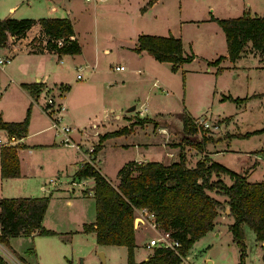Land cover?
I'll use <instances>...</instances> for the list:
<instances>
[{"label":"rangeland","instance_id":"rangeland-1","mask_svg":"<svg viewBox=\"0 0 264 264\" xmlns=\"http://www.w3.org/2000/svg\"><path fill=\"white\" fill-rule=\"evenodd\" d=\"M10 1L18 4L13 11L16 15L21 13L36 14L40 8L37 0H32L34 3L31 5L28 4L27 0H0V15H4V9L8 8ZM184 1L186 0H159L144 17L140 15L141 9L147 4L148 0L71 1L72 3L69 6L70 17L80 45V54H62L60 56L45 54L38 57H26V59H23L21 51L8 54L9 61L0 66L1 82H3L1 85L7 87L4 92H1L2 87L0 88V93H2L0 104L3 108L10 107L12 109V115L19 117L15 120L24 117L28 104L27 100L13 83V80L9 81L8 77V74H19L18 68L22 61L32 65V67L34 64L40 69L46 70L49 74L48 82L50 84L53 85L62 81L64 92L60 96L66 98L65 90L70 88L77 72L82 74V78L78 80L88 81L86 79L89 78V68L84 66L86 61L95 59V69L109 74H115L116 70L113 68L115 64L124 66L130 63L128 61L131 59L128 58V61H126L122 49L119 46L116 48V45L121 44L126 48L128 44L135 42L136 38L133 33H150L146 31L153 27L151 23L154 16L158 25L155 29L153 27V30L157 31L158 35H167L169 31L177 32L179 31V21L183 22L184 19L193 18L196 19L193 20L196 22L186 23L189 25L182 27L181 40L182 44L184 43L185 53H194L195 51L197 56L195 55L189 62L182 63L181 67H178L179 71H172L164 63L158 62L152 71L165 84L160 83L162 86L159 89H150V98L146 97L147 101L143 103V106L147 107V111L142 116L154 115L153 110H151L153 107L151 103H154L155 97L152 93L157 92L164 105V107L161 106L163 108L161 112L163 116L160 113L162 119L157 122L146 119L140 121L141 124L143 122L151 123L143 128V133L139 131L133 137L119 136L111 138L104 142L99 151L92 152L87 149L85 151L90 152L91 160L95 166L105 174L107 179L115 184L119 167L134 158L145 156L148 160L169 163L177 159L178 152L182 151L186 165H193L195 156L200 153L196 151L201 150L202 147L204 148L206 143L202 142L203 135L212 138L221 136L223 138L228 133H244L259 129L262 126L263 117V103L260 101L264 100V96L261 99L252 98L236 103L228 99L221 102L214 96L211 97L210 93L213 91L214 84L220 85L221 94L230 95L231 97L241 98L253 92H262L264 88V72L262 71L264 57L251 49L250 42H247L241 52L243 54L235 59V63H230L231 61L226 57L218 65H206L208 60L211 61L218 55L225 53V48L220 50L219 43L215 42L211 52L205 50L204 45L199 44L198 36H208L214 33V27L212 24L209 25L208 21L210 11L206 7H198L199 9L193 12L187 6L184 8ZM214 1L216 4L215 12L211 11V13H219L221 18L239 16L243 12H250L251 15H262L264 13V0H242L240 6L235 9L234 6L222 5L219 0ZM121 16L124 17V27L119 24ZM126 24L130 25L126 26ZM215 26L218 25L215 23ZM218 32H221L220 29H218ZM94 39H98L99 42L97 49L93 45ZM215 39L217 41V38ZM191 40H196L195 50L193 48L194 44L189 42ZM14 44L16 45V41H13ZM102 45H108L110 51L108 53L102 52ZM5 47L7 50L5 53H0V57L3 56L2 54L10 52L12 48L10 44ZM253 51L255 56L248 53ZM78 67L81 70H78ZM217 67H221L218 72H216ZM30 70L31 68H28V71ZM217 74L221 75L217 76ZM140 76L138 75L139 79ZM74 89L77 90V87ZM75 90L69 96L76 97L77 93L79 95V92H74ZM125 90L127 91L126 95L132 94L131 87H126ZM136 94L138 99H135L131 104H127V106H122V111L127 112V114L137 113L140 108L139 104L145 96V88L138 90ZM86 100L85 108L95 109L96 103L89 100V97ZM133 104L135 107L128 109ZM183 112L189 116L197 117H192L193 120L202 119L210 126L208 131L199 130L195 136L196 139L194 140L191 137L192 140L188 144L182 141L181 130H178L181 128V115ZM172 133H175V136ZM160 135H163V138ZM0 136H4V132H0ZM144 138H150L151 141L153 138L156 142L146 149H136L132 145V141L135 139L144 142ZM95 139V136L87 138L82 147L90 146L93 148L98 142ZM218 146H224L228 149L224 153L216 155L214 157L215 161L238 173L250 171L247 180H264V153L260 152L264 148V132L254 133L248 137L231 136L225 140L220 139ZM254 151H258L257 153L261 155L262 159L257 160L253 157ZM169 152L172 154L170 157L167 155ZM199 156L200 159L202 155ZM77 157L79 160L83 159L81 153H78ZM46 167L44 168L46 172L53 169V166L48 162ZM72 168L73 166H68L66 169L70 171L69 169ZM62 170L64 172L65 169ZM221 177L226 184L231 182L228 176ZM44 178L43 181L49 186V177ZM82 184L85 185L84 190H87L90 186L89 181ZM38 185V182L24 183L18 195H26L24 191L29 192L28 195L30 196L50 192L41 191ZM49 189L51 190L52 187H49ZM73 189V192L67 191L66 187L53 190L48 198L41 224L46 229L54 231V233L18 234L9 238L8 246L3 244L7 248H2L8 261L7 264H78L79 261H81V264H126L125 246L97 244L93 231L82 230L84 224H90L94 221V199L91 195L83 194L86 191H82V193L78 190V186H73ZM210 194L215 196L216 193L210 191ZM221 197L223 196L220 195L218 198ZM219 212V215L223 214V210ZM135 217H137L136 214ZM225 221L226 219L221 222L225 223ZM229 221L231 222V220ZM243 228L246 251L245 264H264L261 259L262 245L255 240L253 231L249 226L244 225ZM161 234L162 230L157 227L153 228L147 223L146 227L138 226L136 240L138 244L145 246L144 242L148 241L149 237L155 238ZM143 249L145 250V248ZM140 250L138 247L136 253L139 254ZM185 256L184 259L181 258L179 264H235L238 261V246L232 241L229 230L221 227L218 235H214L213 232L209 231L194 241ZM208 259L212 262H208Z\"/></svg>","mask_w":264,"mask_h":264},{"label":"trees","instance_id":"trees-1","mask_svg":"<svg viewBox=\"0 0 264 264\" xmlns=\"http://www.w3.org/2000/svg\"><path fill=\"white\" fill-rule=\"evenodd\" d=\"M150 4V1L147 2ZM224 33L226 57L234 61L240 56L244 45L250 42L251 49L264 57V13L251 15L242 13L235 17H212ZM38 23L42 34L33 37L35 51H47L62 54H77L80 45L74 37L72 23L67 17H40L0 19V47L7 43L8 36L18 39L24 36L32 24ZM57 40L61 43L57 44ZM139 53L146 51L157 61L170 62V69L175 71L182 63L191 61L194 53H185L182 40L172 34L158 35L140 33L132 48ZM225 56L219 55L208 64L218 65ZM221 67H217L216 72ZM264 72V67L262 68ZM264 95L251 94L245 97L222 95L221 100L236 103L249 98ZM262 126L259 129L244 133H228L223 138L248 137L254 133L264 132V103L262 104ZM29 107L18 121L4 120L0 114V129L8 136L21 138L25 135L29 120ZM144 121V120H142ZM182 141L188 144L199 130L208 131L196 126L191 116L181 115ZM127 127L105 132L98 136V142L92 148L95 152L101 148L104 139L126 133ZM217 138L202 136V142H214ZM16 145H5L0 149V177L19 175ZM258 151H256L257 153ZM264 153V148L260 150ZM246 172L238 173L227 166L202 156L193 166L186 165L182 151L177 159L169 163L156 160L125 162L117 170V183L113 184L101 174L94 162H82L74 173L76 178L92 177V196L94 199L95 217L90 224H84L83 231H93L97 244L123 245L126 247V264H179L193 242L210 231L215 218L228 209L232 221L227 225L232 241L238 246V261L245 264V244L243 226L253 231L256 241L264 242V180L249 181ZM221 176L231 179L226 184ZM215 191L222 195L219 200L210 194ZM48 202V196H11L0 197V243L8 246L11 236L18 234L33 235L51 234L54 231L42 226V217ZM141 208L152 213L155 225L166 231L169 237L178 242V246H153L146 259L135 261V227L133 220L136 210ZM261 259L264 262V244ZM0 264H7L0 254Z\"/></svg>","mask_w":264,"mask_h":264},{"label":"crops","instance_id":"crops-1","mask_svg":"<svg viewBox=\"0 0 264 264\" xmlns=\"http://www.w3.org/2000/svg\"><path fill=\"white\" fill-rule=\"evenodd\" d=\"M73 0H37L38 6L40 7L39 10H37L38 13L36 14H29V13H21V14H14V7L17 6V3H12V1L9 2L8 8L4 9V15H0V19L5 17H13V18H40V17H67L71 21V15L69 6L72 3ZM89 1V0H87ZM97 1V0H96ZM150 1V4H146L141 9V17H144L147 15V13L157 4L159 0H148ZM222 5L233 7L234 9L236 7L240 6V2L242 0H219ZM28 4L34 3L32 0H27ZM184 8L187 6L190 8V10H193V12H196L198 7H206V9H209V25L212 24L214 27V33L206 35H201L197 37L199 44L204 45V49L207 51H211L214 48L215 42L220 45V50L225 48V53L220 54L225 56L223 58L226 59V45H225V37L224 33L220 26L217 24L215 20L210 19L212 17L221 18V15L219 13H211V11L215 12V1L214 0H186L183 3ZM59 10V11H58ZM196 10V11H194ZM58 11V13H57ZM244 13V12H243ZM250 14V12H249ZM128 17V15H126ZM152 25L154 29L156 28L157 19L154 16L152 18ZM196 19L188 18L184 19V21H179V31L173 32L169 31L170 34L174 36H178L182 39L181 29L182 27H185V25H189L186 23L190 22H196L193 21ZM72 26L73 22L71 21ZM215 23L218 26H215ZM119 24L124 27V17L121 16L119 18ZM130 24H126V26H129ZM152 28H149L150 34H158L157 31L153 30ZM218 29H220L221 32H218ZM74 30V27H73ZM42 31L41 27L38 23H34L31 25L29 29L26 30L24 36L16 39L14 36H8L6 45H11L12 48L10 49V52H6V54H2L4 56H8V54L16 51H21L23 53V59H26V57H38L39 55H45L48 54L50 56H55V53L47 52V51H35V43L32 42L33 37L41 36ZM135 34V38L139 33H133ZM74 37H76V33L74 30ZM92 37V36H91ZM217 38V41L216 39ZM77 39V37H76ZM193 40V39H192ZM189 41L194 44V50L196 49V40L195 41ZM13 41H16V45H13ZM135 42L133 44H128L126 48H124V45H116V48L119 46L120 49H122V52L124 53V59L128 61L127 65H124L123 70H116L115 74H109L108 72L101 71L99 69H95L96 61L95 59L86 61L84 64L85 67L89 68V74H88V80L87 82H83L80 80H73L70 84V88L65 90V95L67 97L65 98L60 96L63 94L64 90L63 88V82L59 81L56 86V84H50L48 82L49 74L46 70L40 69L38 66L33 64L28 65L26 62L21 63L20 67L18 68L19 74H8L9 81L13 80V83L17 86V88L24 94L25 99L27 100V107H29V120L26 127L25 135L21 138H16V151L18 156V164H19V175L16 177H8V178H2L0 177V197H11V196H19V192L22 190V186L24 183L32 182L37 183L38 187L41 189V191L49 192L48 194H45V192L41 193L37 196H43L46 195L48 198L50 197L53 190H60L64 187H66L67 191L73 192V186H78L81 192L86 191V195L92 196V177H86V178H76L74 176L75 171L77 170L78 166L82 163L87 161L86 154L81 149H76L75 147L65 144L62 142V139L65 137L62 134H55L54 131L50 128L49 124V117L48 113L44 111L45 108V97L52 96L56 101L63 102L66 106V112L64 111L63 117H64V123L69 125L71 128V131L67 134L69 137V140L73 143H82L84 142V138L79 134V130L86 128L91 132L90 137L95 136V141L98 140V136L109 131H113L116 129H119L123 126L127 127V131L124 134L112 136L104 139L101 143V147L104 145V142L108 141L111 138L119 137V136H128L133 137L136 135V133H139V131H143V128L146 126H149L151 124L150 122H143L142 124L140 121L142 120H150L153 122L159 121L161 116H163L164 105L163 100L159 98L160 96L157 94V92L152 93L153 97L155 99L153 100L154 103H151L153 105V116L143 115L142 114L147 111V107L143 106L144 101L146 100V97L150 98V89H159L161 88V84H165L163 80H161L159 77H157L155 74L152 73L154 68L156 67V63H164V65L170 67V62L167 61H157L155 60L151 55H149L146 51L142 50L141 52L137 53L132 48L134 46ZM184 44V43H183ZM6 45L0 47V53H5ZM93 45L95 49L98 48L99 42L97 40H93ZM198 48V47H197ZM128 49V50H126ZM9 50V48H8ZM101 51L108 53L110 51V47L108 45H102ZM212 52V51H211ZM249 54L254 55L253 52H248ZM80 54V53H78ZM194 54L196 55L195 51ZM214 54V53H213ZM243 54V53H241ZM14 55V54H13ZM197 56V55H196ZM219 56V55H218ZM215 59V58H214ZM213 59V60H214ZM9 61V60H8ZM210 61V60H208ZM207 61V62H208ZM212 61V60H211ZM222 61V60H221ZM220 61V62H221ZM206 62V65H209ZM234 62L231 61L230 63ZM258 63V62H257ZM117 65V64H115ZM234 65V64H233ZM181 67V65H180ZM179 67V68H180ZM28 68H31L30 71H28ZM260 69V68H259ZM44 70V71H41ZM261 70V69H260ZM179 71L178 68L175 70ZM263 71V70H262ZM41 73V74H39ZM138 75H141L140 79L138 78ZM221 74H217V76H220ZM1 74H0V88L2 87L1 92L5 91V86L1 85ZM14 78V79H13ZM52 83V82H51ZM66 84V83H65ZM8 85V84H7ZM77 87V90L74 88ZM126 87H131L132 94L126 95ZM217 87V89H216ZM145 88V96L144 99L139 104V110H141L143 107L146 108L145 111L139 112L137 110V113H129L122 111V106H127V104H131L135 99H138L136 92L140 89ZM264 89V88H263ZM74 92H79V95L77 93L76 97L69 96V94ZM255 93H261V92H253L251 94ZM0 93V97H1ZM225 94H221L220 85L214 84L213 91H211L210 96L217 98V100L224 102L226 100H221V96ZM248 94L246 96H249ZM264 95L252 97L261 99ZM89 97V100L96 103L95 109H86L85 103L86 98ZM252 98H249L247 100H250ZM68 100V102H66ZM264 103V100L260 101ZM261 103V104H262ZM133 108L135 105H131ZM128 107V109H133ZM162 106V107H161ZM26 107V108H27ZM149 110V107H148ZM26 111V109H25ZM161 113V116H160ZM0 114L4 120L7 121H18L15 119H18L19 117H14L12 115V109L10 107H4L2 104H0ZM136 117V118H135ZM194 118H197L196 116H191ZM219 117V116H218ZM224 117V116H222ZM21 120V119H20ZM182 126V124H181ZM178 130H181L178 129ZM47 131H50L49 133ZM0 132H4V136H7L6 132L4 130L0 129ZM45 133V134H44ZM143 133V132H142ZM145 133V130H144ZM173 136H175V133H172ZM161 138H163V135H160ZM218 141L215 142H206L204 144V148L202 147L201 150L196 151L198 155L194 158V163L199 159V155L202 156H208L210 159L214 160V157L218 154H222L225 151H227V147L224 146H218V142L220 139H227L222 138L221 136L216 137ZM145 141L141 142L138 141L139 139H135L132 141V145L136 148H143L146 149L147 147L154 145V141L152 138V141L150 138H144ZM161 140V139H160ZM158 142V141H157ZM121 145H127V144H121ZM179 146V145H177ZM176 146V147H177ZM172 147V148H176ZM188 147V146H187ZM84 148V147H82ZM72 149V150H71ZM100 150V149H99ZM98 150V151H99ZM78 153H81L83 155V159H78L77 155ZM201 156V157H202ZM253 157H255L257 160L261 158V155L259 153L252 154ZM262 159V158H261ZM132 160L135 161H146L148 160L145 156L137 157ZM47 162L53 166L52 171H45L44 168H47ZM164 163L165 161H160ZM256 162V161H255ZM193 163V165H194ZM188 165V166H193ZM68 166H73L72 169H69L70 171H67ZM71 168V167H69ZM62 169H65L64 172ZM99 172L105 176V174L98 168ZM63 172V173H61ZM246 172V178L248 179V175L250 174V171H244ZM70 175H69V174ZM46 175V176H45ZM55 175V176H54ZM44 177H49L48 180H54V184H48L45 183L43 180ZM75 180L79 181V185H71L70 181ZM89 181V187L87 190L85 189V185L82 183H87ZM117 177L115 179V183H117ZM250 181V180H249ZM44 182V183H43ZM49 187H52L50 190ZM71 187V189H69ZM49 189V190H48ZM20 190V191H19ZM38 191V189H36ZM18 192V193H16ZM26 195L23 196H30L28 195L29 192L24 191ZM35 196V195H32ZM214 196V195H212ZM220 197L219 194H215V198L219 200H223L224 197ZM222 196V195H221ZM227 208V206H226ZM135 214L140 218L138 220L137 225L135 227V246L133 248V258L135 261H140L143 259H146L150 252L151 247H146V243L148 241H145V246L143 244H138L136 240V233L137 228L139 225H142L143 227L147 226V223L149 224L151 222V217H149L147 214L142 213L139 210H136ZM224 219H226L225 223L221 222ZM221 220V221H220ZM232 221V218L227 214L226 209L223 212L222 215H218L215 218V224L213 228L210 230L214 233V235H218L220 232V228H227V225ZM92 223V222H91ZM244 231V228H243ZM209 232V231H207ZM153 238V237H149ZM148 239V240H149ZM260 242V241H259ZM261 245L264 244V242H260ZM3 248H6L2 243H0ZM140 248V253L137 254L136 250L137 248ZM145 248V250L143 248ZM7 249V248H6ZM263 252H261L262 255ZM0 254L5 258V255L1 252L0 248ZM6 259V258H5ZM7 261V259H6ZM8 262V261H7ZM208 262H212L208 259ZM17 264V263H15Z\"/></svg>","mask_w":264,"mask_h":264},{"label":"built area","instance_id":"built-area-1","mask_svg":"<svg viewBox=\"0 0 264 264\" xmlns=\"http://www.w3.org/2000/svg\"><path fill=\"white\" fill-rule=\"evenodd\" d=\"M61 41L57 40V44H60ZM9 57L8 56H4V57H0V66H2L4 63L8 62ZM113 68L115 70H123L124 66L123 65H114ZM78 70H81L80 67H78ZM75 78L76 79H81L82 78V74L80 72H77L75 74ZM45 108L44 111L46 113H48V117H49V121H50V128L54 131L55 134H62L65 137L62 139V142L68 145H71L73 147H75L76 149H81L87 157V161L91 162V155L90 152H86L85 149L92 151V147L87 146L82 148L83 143L87 140V138L90 137L91 132L89 130H87L86 128L80 129L79 130V134L84 138V142L80 143H73L72 141L69 140L68 137V133L71 131V128L69 125L64 123V117H63V113L66 109V106L63 102L60 101H56L52 96H47L45 97ZM146 108L143 107L141 110H139V112H143L145 111ZM193 122L195 123L196 126H200L203 129H208L210 126L207 122L203 121L202 119H194ZM16 143V138L12 137V136H0V149L2 146L5 145H14ZM167 155H169V157L172 155L171 152L167 153ZM71 185H79V181H75V180H71L70 181ZM48 184L52 185L54 184V180H49ZM71 189V187L69 188ZM139 211H141L144 214H147L149 217H151V222L149 223L153 228H156L154 219H153V215L152 213L148 212L146 209L141 208L139 209ZM147 247H153V246H169V247H175L178 246V242L171 239L169 237L168 232L166 231H162V234L159 235L158 237H153L150 238L148 240V242L146 243ZM1 248V252L4 255V251H3V247L0 245ZM187 257V256H185ZM184 256L182 257V259L185 258Z\"/></svg>","mask_w":264,"mask_h":264},{"label":"water","instance_id":"water-1","mask_svg":"<svg viewBox=\"0 0 264 264\" xmlns=\"http://www.w3.org/2000/svg\"><path fill=\"white\" fill-rule=\"evenodd\" d=\"M131 108H133V106H131ZM196 139V138H195ZM226 212H228V209L226 208ZM136 219L137 220H140V218L137 216V217H134V220H133V225L134 227H136L137 223H136ZM101 255V254H100ZM78 264H81V261H79Z\"/></svg>","mask_w":264,"mask_h":264}]
</instances>
